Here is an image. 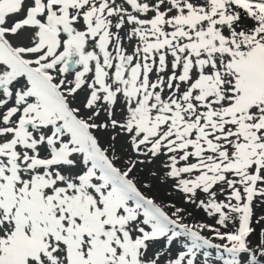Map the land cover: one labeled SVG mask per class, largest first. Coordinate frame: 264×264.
Returning a JSON list of instances; mask_svg holds the SVG:
<instances>
[{
    "label": "snow or ice",
    "instance_id": "6c2138e0",
    "mask_svg": "<svg viewBox=\"0 0 264 264\" xmlns=\"http://www.w3.org/2000/svg\"><path fill=\"white\" fill-rule=\"evenodd\" d=\"M0 264H264V0H0Z\"/></svg>",
    "mask_w": 264,
    "mask_h": 264
}]
</instances>
